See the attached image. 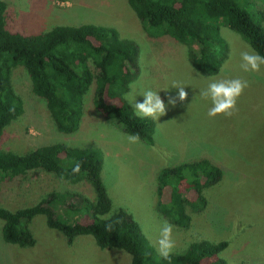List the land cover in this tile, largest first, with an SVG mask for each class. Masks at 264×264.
I'll return each instance as SVG.
<instances>
[{
    "label": "rangeland",
    "instance_id": "374dc122",
    "mask_svg": "<svg viewBox=\"0 0 264 264\" xmlns=\"http://www.w3.org/2000/svg\"><path fill=\"white\" fill-rule=\"evenodd\" d=\"M6 27L22 35L45 33L55 26L91 24L117 31L122 40L138 47L136 76L144 88L159 93L166 114L154 122L153 143L132 145L115 120L104 117L93 104V87L83 99V115L72 134L57 131L43 100L31 91L22 68L13 71L11 83L22 98L23 113L3 132L0 149L25 154L37 147L64 143L78 148H94L102 160L101 178L112 200V210L124 209L138 223L142 234L156 250L163 221L156 209L157 175L160 170L183 163L208 159L223 171L222 180L207 188V207L195 212L187 228L173 225L175 248L184 252L197 241H226L220 257L227 264H264V66L257 73L240 69V54L250 46L235 32L220 27L227 44V59L220 72L208 76L190 64L187 46L170 37L152 38L126 0H3ZM263 6V5H262ZM259 4L257 8L261 9ZM240 78L249 86L237 102L230 118L210 119L209 101L200 97L207 78ZM130 82V83H131ZM185 87L184 102L168 105V97ZM129 85V84H128ZM127 88L122 94L130 91ZM137 102L143 97L137 96ZM124 102L133 111L129 103ZM134 113V112H133ZM86 182L71 184L41 170L28 172L12 181L0 180V206L9 210L36 205L52 192H78L93 198ZM165 198V196H164ZM85 222L89 219L84 218ZM171 224V223H170ZM0 264H128L130 256L120 250L99 249L93 237L78 236L71 245L58 231L46 226L45 216L37 215L29 225L35 239L30 248L5 243L1 237ZM157 252V251H156Z\"/></svg>",
    "mask_w": 264,
    "mask_h": 264
},
{
    "label": "trees",
    "instance_id": "16d2710c",
    "mask_svg": "<svg viewBox=\"0 0 264 264\" xmlns=\"http://www.w3.org/2000/svg\"><path fill=\"white\" fill-rule=\"evenodd\" d=\"M126 2L152 38L170 37L187 46L189 62L201 74L217 75L227 59L221 26L237 33L264 56V0ZM257 4L263 5L261 9H256ZM6 9V3L0 0V139L23 113L22 98L11 83L13 71L22 68L32 93L44 101L59 133L78 130L84 96L93 87L92 104L97 111L115 120L126 134H139L144 143H153V121L136 117L122 99L136 76L138 47L133 42L122 40L114 29L91 24L55 26L38 34L13 33L6 27ZM76 161L81 163V171L73 175ZM34 170L71 184L86 182L92 187L93 198L78 192H52L30 207L9 210L0 206L5 243L33 247L35 239L29 225L35 216L43 215L46 226L60 232L67 244L78 236H91L101 250L127 253L128 264H227L220 257L228 247L226 241L193 242L184 252L162 259L130 214L121 208L112 210L101 178L100 153L94 148L54 143L25 154L0 149L1 181L9 182ZM222 178V169L208 159L160 170L156 184L158 213L171 224L187 228L191 221L187 208L204 210L208 204L206 189Z\"/></svg>",
    "mask_w": 264,
    "mask_h": 264
},
{
    "label": "clouds",
    "instance_id": "9594fccd",
    "mask_svg": "<svg viewBox=\"0 0 264 264\" xmlns=\"http://www.w3.org/2000/svg\"><path fill=\"white\" fill-rule=\"evenodd\" d=\"M240 69L245 73H257L264 66V56L249 49L240 54ZM209 81L205 89L200 90V97L205 101H209L211 107L208 110L210 119L223 116L230 118L237 111V102L243 95L245 89L249 86L247 80L240 78L220 79L213 77L207 78ZM130 89L124 95L129 105L132 106L134 115L140 119L150 118L154 122L159 121L160 117L166 114V105L161 99L158 92L149 88H144L139 81L129 83ZM171 88L177 89L176 96L168 97V105L175 107L177 101L184 102L187 99L188 93L185 87L179 83L173 82ZM142 96L143 101L137 102L136 97ZM129 144L135 145L140 141L139 134H130L125 137ZM81 171V163L76 161L72 168L73 175L79 174ZM103 219V217H101ZM111 229V225L107 226ZM175 248V241L173 239V225L167 221H163L159 229V235L156 240L157 254L164 260H169Z\"/></svg>",
    "mask_w": 264,
    "mask_h": 264
}]
</instances>
